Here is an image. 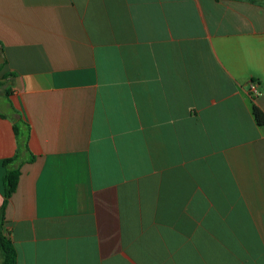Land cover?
<instances>
[{"label":"crops","instance_id":"0c3cea01","mask_svg":"<svg viewBox=\"0 0 264 264\" xmlns=\"http://www.w3.org/2000/svg\"><path fill=\"white\" fill-rule=\"evenodd\" d=\"M253 104L264 0H0L16 264H264Z\"/></svg>","mask_w":264,"mask_h":264},{"label":"trees","instance_id":"16d2710c","mask_svg":"<svg viewBox=\"0 0 264 264\" xmlns=\"http://www.w3.org/2000/svg\"><path fill=\"white\" fill-rule=\"evenodd\" d=\"M252 115L257 125H264V112H262L255 104L252 105ZM16 159V157H13L3 161L6 173L3 178L4 201L0 206V264H16L14 247L3 228L5 205L7 199L16 188L19 176V163H17Z\"/></svg>","mask_w":264,"mask_h":264},{"label":"built area","instance_id":"2783aa9c","mask_svg":"<svg viewBox=\"0 0 264 264\" xmlns=\"http://www.w3.org/2000/svg\"><path fill=\"white\" fill-rule=\"evenodd\" d=\"M248 92L252 96V98H255L259 95V90L257 88V84L255 82H249L248 84Z\"/></svg>","mask_w":264,"mask_h":264}]
</instances>
